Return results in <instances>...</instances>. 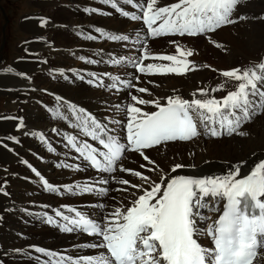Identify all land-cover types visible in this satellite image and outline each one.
<instances>
[{
  "label": "snow or ice",
  "instance_id": "snow-or-ice-1",
  "mask_svg": "<svg viewBox=\"0 0 264 264\" xmlns=\"http://www.w3.org/2000/svg\"><path fill=\"white\" fill-rule=\"evenodd\" d=\"M103 2L132 21H141L146 27V36L137 32L133 39L134 44H140L137 58L113 56L109 60L113 65L127 61L141 74L183 75L197 69V65L188 59L194 54L192 49L182 48L173 40L171 43L176 46V54L153 56L148 39L205 36L209 42L220 47L210 34L248 19L238 14L239 6L246 0H177L163 6H160L159 0H142L140 3L123 0L139 14L123 11L116 0ZM47 23V20L40 21L41 27ZM96 31L109 41L127 42L130 39L128 35L101 32L100 29ZM84 38L95 40L97 37L85 35ZM149 58L170 63L145 64ZM87 62L96 63L94 60ZM7 71L12 72V69ZM19 75L26 76L25 73ZM88 75L92 77L89 83L96 82L98 87L106 86L116 91L133 89L134 80L139 79L121 80L119 76H111L112 82L104 85L94 73ZM220 75L237 82L235 89L222 98L211 96L207 88L197 90L199 96L205 97L203 99L197 98V93H193L190 100L176 95L167 97L163 104L159 100H145L131 95L133 103L122 109L117 105L125 116L124 120L106 118L107 122L102 121L85 108L56 96L58 104L66 106L71 113L74 123L70 126L86 137L81 139L77 135H65L66 146L76 153L75 159L85 166L83 170L90 168L99 175L84 183L56 186L33 167L32 171L39 177L44 190L61 195L67 192L101 197H108L113 190L135 191L129 194L131 199L127 204L115 206L96 218L70 206H64V211L55 210L54 216L45 213V222L57 225L61 232H79L96 238V242L85 243L81 247L97 250L95 255L72 257L35 247V252L48 257L45 264H258L259 260H264V159L255 163L247 174H242L246 161H240L221 174L170 176L164 173L159 182L123 163L129 158L127 154L133 153L146 162L141 163L140 168L148 172H163L156 161L146 154L147 150L169 142H189L202 135L210 138L234 134L247 136L248 132L241 130L243 126L264 114V59L248 66L224 70ZM219 90H223V85L211 89V92ZM135 91L147 93L148 89L139 87ZM148 104L156 110L147 112L137 106ZM53 115L69 119L62 115L61 107H57ZM115 125H120V128ZM18 127H23L22 120ZM31 135L37 136L41 142H48L39 132ZM49 151L53 149L50 147ZM57 167L82 170L81 163L62 162ZM184 167L186 165L175 164L171 171ZM120 173L136 177L143 183H133ZM110 180L126 187L113 189ZM0 194L7 195L2 185ZM93 207L103 210L108 206L101 202ZM205 210L218 213V216L214 219L206 216ZM200 223H205L206 227H200ZM200 236L208 237L211 247L198 242Z\"/></svg>",
  "mask_w": 264,
  "mask_h": 264
},
{
  "label": "bare ground",
  "instance_id": "bare-ground-1",
  "mask_svg": "<svg viewBox=\"0 0 264 264\" xmlns=\"http://www.w3.org/2000/svg\"><path fill=\"white\" fill-rule=\"evenodd\" d=\"M54 1L48 0L47 3L41 4L57 7L58 11L54 14L55 19L52 23L41 27L40 22L30 21L22 25V29L30 34H46L50 37L48 34L53 32L55 35L54 42L50 38H41L40 36L38 39L41 40V44L35 45L33 49L36 57L31 55L34 58L27 57L25 62L19 61L11 66L13 71L19 70L22 65L27 64L32 69L29 72L30 74L22 79H12L8 75L7 69L2 68L0 70V92L16 96L19 101V108L22 109L20 115L6 114L0 120V132L5 142L2 146L0 145V162L7 164L4 167L6 173L3 171L4 168H0V172L5 178L1 180L5 181L1 185L8 189L5 192L9 194L8 196L0 194V224L3 226V228H0V250H4V255L1 258L6 264H45L48 257L35 252V247L72 257L95 255L97 250L83 248L81 245L94 243L96 239L81 236L76 232L69 234L61 232L57 225L45 222L44 214L54 216L55 210H64V206H70L77 210H83L89 213L92 218H96L115 206L127 204L128 200L131 199L129 194L135 191L134 189H129L128 192L113 190L108 197H101L97 194L78 195L67 192L62 195L58 193V196H55V193L44 190L39 177L32 171L33 167L51 184L56 186L84 183L95 179L99 175L90 172L88 169L83 170L85 167L83 163L76 160V156L66 146L65 135H77L81 139H86V137L80 135L77 129L70 126L74 123L71 113L67 111L66 106L58 104L56 96H60L63 101L85 108L105 122H107L106 118L125 119L123 112L114 105L117 103L122 109L133 103L131 95H136L145 100H159L163 104L167 97L176 95L190 100L192 94L197 93V98L203 99L205 97L199 96L197 90L207 88L211 96L218 99L224 97L216 96L219 91L211 92V89L220 88L221 86L216 85L215 82L209 83L212 74L205 71L204 60L195 47V40L199 39L198 37H195L196 39L182 37L147 40L148 46L152 47V50H160L163 53L151 52L153 56L176 54L171 50V45H174L171 43L173 40L177 41L182 48L192 49L194 54L188 59L197 65V69L183 75L137 73L135 76L134 72L128 69L119 70L120 66L124 67V64L113 65L109 61L108 67L106 66L107 68L103 69V63L99 61L101 58L105 59L113 56L119 58L120 54H126L130 49L136 51V48H140V44H134L130 39L135 37L137 32L146 36V32L137 22L129 24L119 12L104 4L103 0ZM140 2L142 0H134V3ZM174 2H177V0H159L160 6ZM116 3L123 11L139 14L132 5L123 3V0H116ZM259 5L261 6L258 10ZM86 9H97L98 11L91 12L86 11ZM238 14H243L248 19L232 26L223 27L210 35L217 43L222 40V43L219 44L223 46V62L232 65L239 58L242 60V66L245 64L250 65L262 60L261 57L264 59V54L261 53L264 47V19H260L262 15L264 16V0H246L244 4L239 6ZM36 17L42 18V16ZM36 21L38 20L36 19ZM51 25H57V27L49 31L52 29ZM96 29H100L101 32L128 35L130 39L127 42L105 40ZM53 34H51L52 37ZM85 35H93L97 38L87 40L84 38ZM201 38L206 43L213 44L205 36H201ZM30 48L31 46L27 47L26 45L21 51L28 52ZM136 55L138 57L139 52H136ZM81 57L85 59L82 60ZM88 60H94L96 63H88ZM146 61H157L155 64L170 63L152 58ZM215 71L219 74L222 72L220 69ZM88 73H94L97 80L102 81L104 85L112 82L111 76H119L121 80L140 77H138V80H134L135 87L133 89H122L120 92H115L106 86L98 87L96 82L89 83L92 77ZM220 80L225 83V86H229L228 82L231 81L225 77ZM185 82H188L189 85L187 86ZM139 87L148 89V92L135 91V88ZM51 97L54 99H51ZM137 106L147 112L155 110L151 104ZM57 107H61L62 115L68 116L69 119L55 117L53 111ZM261 116L262 114L243 126L241 130L247 131V136L225 135L220 139L212 140L202 135L186 143L175 142L147 150L146 154L156 161L163 172L159 170L148 172L146 169L140 168L139 165L141 163L146 164V162L133 153H128L129 158L124 160L123 163L128 168L138 169L157 182L164 173L170 176L221 174L227 172L230 165L240 161H246L242 168V174H245L255 163L264 159V120L260 118ZM4 117H12L13 119ZM17 118L23 121V127H20V129H24V132L15 133L16 128H14V125L16 122L14 120ZM115 127L120 128V125H115ZM53 129H56V131H53ZM36 132L43 134L48 142H40L37 136L31 135V133ZM9 137L12 139H9ZM7 146L12 147L11 153L5 149ZM50 147L53 151H49ZM222 155H233L234 157L228 160ZM36 157H39L40 161H36ZM171 157H174V160H177L175 158H181V163L169 160ZM162 158L163 161H161ZM131 159H134V161ZM62 162L81 163L82 170L58 168L57 164ZM184 163L189 164L190 167L183 168V171L181 169L176 172L171 171L175 164ZM169 166H172L171 169L168 168ZM147 167H151V165H147ZM119 175L133 183H143L136 177L124 173ZM110 187L115 189L126 186L116 185L110 180ZM79 201L80 205L78 206L77 202ZM101 202L108 207L103 210L93 207V205ZM51 204H59V206L48 208ZM204 215L214 219L218 216V213L205 210ZM11 226L15 229L9 231ZM199 226L206 227V224L200 223ZM5 232L11 235H7ZM207 240L206 236L198 237V242L202 245Z\"/></svg>",
  "mask_w": 264,
  "mask_h": 264
},
{
  "label": "rangeland",
  "instance_id": "rangeland-1",
  "mask_svg": "<svg viewBox=\"0 0 264 264\" xmlns=\"http://www.w3.org/2000/svg\"><path fill=\"white\" fill-rule=\"evenodd\" d=\"M47 1L48 0H46V2H45V0H0V70L2 68H5V69L11 68L12 64H17V62H19V61L25 62L27 57H30V58L32 56L36 57L35 51L33 49H34L35 45H40L41 44V40L38 39V38H40V36H41V38H44V37L50 38L52 42L55 41V39H53V38H55V35L53 34V32H51V34H53V37H52L51 34H48L50 36V37H48L46 34H40V35H38V34L37 35L30 34V33H27L26 31H24L22 29V25L24 23H27V22H30V21L40 22L41 20H47L48 23L46 25H48L49 23H52V21H54V19H55L54 14L58 11V9H57V7L55 8V6H49V5L43 6V5H41L42 3H47ZM49 1L53 2L54 0H49ZM58 1L55 0L54 2H58ZM260 6L261 5H259V7L257 8L258 10L260 9ZM105 8L108 11H110L107 7H105ZM257 9H254V10L258 11ZM42 13H43V15H42ZM50 15H51V18H50ZM36 16H42V18L41 17H36ZM36 19L38 21H36ZM54 26L55 25H51L52 29H50L49 31L54 30L57 27V25L55 27ZM133 39H134V37H132V39H130V40L133 41ZM194 39H196V38H194ZM195 41H196V43H195L196 50L199 52V54H201V58L204 60V64L210 66V67H205V71L206 72H210L212 74V76H211V78L209 80V83L210 82H215L216 85H218V86H222L223 85V90H219V92L216 94V96L217 97L225 96L228 91H231V90L235 89L236 83H234L233 81H229L228 82L229 86H225V83H223V81L220 80V79H223L224 77L221 76L219 74V72H216L215 70H218V69H220L221 71L230 70V69H233L232 66H235V65L238 66V67H244V66H248L249 64H245L244 66H242V60H240L239 58L237 59L236 63H234L232 65L227 64L226 62H223V60H224V52H223V49H222L223 46L220 45L222 43V40H220L218 42V44L220 43L219 44L220 47H217V46H215L213 44L206 43V41H204L201 37H199V39H196ZM26 45H27V47L31 46V48L28 50V52H22L21 51L22 48L26 47ZM135 50L136 51H133L132 49H130L129 52H127L126 54L124 53L123 55L120 54V56H127V57L129 56V58H136L137 57L136 52H140V48H136ZM171 50L175 53V45H171ZM149 51L150 52H157L159 54H163V53L160 52V50H154V49L152 50V47L150 48V46H149ZM82 53L84 54L83 51H82ZM261 53L264 54V47L262 48ZM27 54H29V55H27ZM34 57H32V58H34ZM23 58H24V60H23ZM41 58L45 59V58H43V56ZM261 58L263 59V57H261ZM105 59L101 58L99 60L101 63H103L102 64L103 65L102 66L103 69H106L108 67L107 66L108 65V61L110 60V58H105ZM104 62H106V63L104 64ZM146 62L147 63H156L157 61H145V63ZM122 64H124V67L120 66V69H119L120 71L128 69L130 71H133L134 75L135 74L137 75V73L132 68L131 69L129 68L131 66V64H128L126 61L122 62L121 65ZM125 64H126V66H125ZM22 66H21V69H19V70H13L12 72H9L8 75L10 76V78H12V79H14V78L22 79V78H24V77L19 75L20 73H25L26 75H29L30 74L29 72L32 70L30 68V66L27 65V64L22 65ZM153 75H155V74H153ZM138 77H140V76H138ZM144 77L147 78L148 76H144ZM185 84L187 86L189 85L188 82H185ZM51 99H54V98L51 97ZM114 106H117V103ZM114 106H113V108H114ZM21 111H22V109L19 108V101L17 100L16 96L10 95V94H8L6 92H3V93L0 92V120L6 114H9V115L19 114L20 115ZM260 118H262L264 120V114H262V116ZM14 121L16 122V124L14 125V128H16L14 130L15 133L24 132L25 131L24 129H20V127H18V124L21 121V119L17 118ZM253 124H252V126H254ZM11 128H12V126H11ZM3 138L4 137H3V135H1V132H0V145L1 146L3 144H5ZM219 141H221V140H219ZM5 149L8 152H10V153L12 152V147H8L7 146V147H5ZM222 157H224L225 159L231 160V159H233L234 156L233 155H230V156L222 155ZM38 158L39 157H36V161H40V159H38ZM175 159H177V160H174V157H171V159H169V160L175 161V162L177 161V162L181 163L180 162L181 158H175ZM131 160L134 161V159H131ZM161 161H163V158H162ZM1 163L2 162H0V168L6 167L7 164L5 165V163H2V164ZM182 165H186V167H184V168L190 167L189 164H185L184 163ZM171 167L172 166H169L168 168L171 169ZM5 170L6 169L4 168L3 171L6 173ZM136 170H138V169H136ZM140 170H142V169H140ZM181 170L183 171V168H181ZM1 174L2 173L0 172V185L5 183V181H1V180L5 179L3 177V174L2 175ZM7 190L8 189H5V187L3 186V191L5 192ZM6 193H7V196H8L9 195L8 192H6ZM56 195H57V193H56ZM77 205L78 206L80 205V201L77 202ZM55 206H59V204H56V205L51 204V205H49L48 208H52V207H55ZM38 209H39V207H38ZM40 212H42V211H40ZM0 228H3V226L1 224H0ZM13 228L14 227L11 226L9 228V231H10V229H13ZM5 234L11 235V234H8L7 232H5ZM0 249H1V246H0ZM3 252H4V250L3 251L0 250V263L1 264H6L1 258L4 255ZM255 264H257V262ZM258 264H264V261L263 260H259Z\"/></svg>",
  "mask_w": 264,
  "mask_h": 264
}]
</instances>
